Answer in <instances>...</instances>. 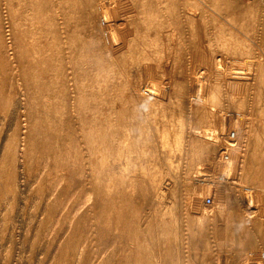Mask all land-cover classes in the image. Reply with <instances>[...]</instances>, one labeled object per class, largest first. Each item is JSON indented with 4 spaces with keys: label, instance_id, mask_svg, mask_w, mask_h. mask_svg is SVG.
Listing matches in <instances>:
<instances>
[{
    "label": "bare ground",
    "instance_id": "6f19581e",
    "mask_svg": "<svg viewBox=\"0 0 264 264\" xmlns=\"http://www.w3.org/2000/svg\"><path fill=\"white\" fill-rule=\"evenodd\" d=\"M117 1L7 0L5 11L0 8L8 16V29L2 32L0 23V63L9 67L16 93L19 79L27 92L15 128L5 131L7 117L0 122V215L5 224L0 234H7L22 186L34 177L42 211L28 249L32 253L44 246L39 264L46 263L50 249L48 264H216L215 251L223 249L224 264H264V219L246 213L245 201V191H264V58L256 55L257 50L264 53V1L130 0L132 10L124 14L117 13ZM215 13L228 15L234 24L217 25ZM231 40L240 48L232 54H253L249 73H232L227 81L231 71L227 76L224 66L215 73L210 67L201 73L204 81L196 80L189 71L191 54L205 45L213 52L216 47L227 51ZM147 66L156 69V78L170 79L168 99L160 97L154 76L155 83L146 82L154 70L145 74ZM218 95L221 102L213 105ZM3 100V108L8 107ZM237 108L246 115L238 139L235 131L224 135L218 123ZM224 139L230 140L219 149ZM224 148L240 152L235 176L200 177L214 186L223 184L222 204L207 208L191 172L200 161L216 172ZM165 150L181 155L180 177H173L178 185L169 201L168 181L156 177L169 174L174 165ZM221 159L230 162L226 151ZM120 160L122 168L116 171L113 162ZM185 221L192 225L190 235L183 233ZM29 232H24L27 238ZM215 238L224 239L218 251ZM11 246L6 264L12 260Z\"/></svg>",
    "mask_w": 264,
    "mask_h": 264
},
{
    "label": "rangeland",
    "instance_id": "374dc122",
    "mask_svg": "<svg viewBox=\"0 0 264 264\" xmlns=\"http://www.w3.org/2000/svg\"><path fill=\"white\" fill-rule=\"evenodd\" d=\"M6 1L7 0H0V8H3V9H1V11L2 10H4V8H5V6L7 5L6 4ZM121 1V2H120ZM126 1V2H125ZM240 1H242V0H240ZM254 1H258V0H243V2H245V3H249V2H254ZM262 1H264V0H262ZM122 2H125V3H123L124 5H122L121 3ZM119 3V4H118ZM126 4V5H125ZM117 5H119L118 7H119V10H118V12L117 13H123L124 14V12H127V11H130V10H132V4H131V2H130V0H118L117 1ZM127 7V8H126ZM131 8V9H130ZM130 9V10H129ZM18 10H19V12L18 13H22V14H19L18 15V13H17V15L18 16H20L21 17V19L23 18V16H24V7H22L21 9L20 8H18ZM0 11V14H1V16H0V23H2V29H1V31L3 32V30L4 29H8V16H7V13L5 12H1ZM5 11V10H4ZM109 12V11H108ZM110 14V12L108 13V15ZM218 14H220V13H218ZM218 15L215 13L214 14V17H216V21L215 22H217V25L218 24H220V21H223V23H225L226 25H229V22L230 23H232V24H234V22L230 19L229 20V17H227V19H226V16H228V15H226V14H224V13H221V16L219 15L218 17H217ZM109 17V16H108ZM220 17V18H219ZM222 17V18H221ZM17 23L19 22V17L17 18ZM218 20V21H217ZM21 22L20 23H18V24H21V25H19V26H21V27H23L24 25H22V24H25V22L24 21H22V20H20ZM228 21V22H227ZM4 22H6V23H4ZM222 22H221V24H223ZM216 24V23H215ZM224 25V24H223ZM21 27H20V29H21ZM238 32V31H237ZM8 33H9V31H8ZM218 33V32H217ZM239 33V36H242V34H241V32H238ZM6 34H7V32H6ZM244 39H246V41H247V38H245L244 36H242ZM254 39V38H253ZM227 41H229V40H227ZM249 42H250V40H248ZM231 42V43H230ZM229 42V44H227L228 46L229 45H231V47L233 48V49H229V48H231L230 46L229 47H227L228 48V50L227 51H229L228 53H227V51H223V50H221L219 47H216L215 49H214V52H213V48L211 49L212 50V55H210V52L209 51H211V50H209L210 48H208V47H206V45L204 46L205 48H200V49H203V51L202 50H200V51H198V52H200V53H195V54H198V55H196L195 56V54H191L192 55V60L190 61V63L192 64L191 66L193 67H191L190 66V70L189 71H192L191 73H193V76L195 77L196 76V80L198 79V80H200V81H204L205 79H203L202 77H203V75H201V73H205L204 71H206L205 69H210V71L212 70V68H213V72L215 73V71L218 69V68H222V71H224V69H227V70H225V72L224 73H226L227 74V76H228V72H230L231 71V74L227 77V79L229 78V77H232V73H237V75L238 76H240V75H242L243 77H244V75H246V73L245 72H247V74L249 73V65H248V61L251 59L250 57H252V53H250L249 55H248V53H242V55H238V54H232V51H238V50H240V48L238 49L237 48V46L238 45H233L232 43H233V41L231 40ZM250 43H252V42H250ZM233 45V46H232ZM234 46H236V47H234ZM262 50L261 51H264V44H262ZM208 48V49H207ZM254 48V47H253ZM206 49V50H205ZM258 49V48H257ZM209 50V51H208ZM219 50H221V52H219ZM231 50V51H230ZM207 51H208V53H207ZM217 51V52H216ZM203 52H205V55L203 54ZM225 52H226V55H225ZM215 53H217L216 55H215ZM218 53L220 54V55H218ZM223 53V54H222ZM263 53V52H262ZM259 50H257V52H256V55L257 56H262V58H264V53H263V55H260V54H262ZM201 54V55H200ZM207 54V55H206ZM229 54V55H228ZM199 55L201 56V57H199ZM255 55V56H256ZM205 56V57H204ZM214 56H216V59H214ZM246 56V57H245ZM250 56V57H249ZM196 57V58H195ZM199 59H198V58ZM218 57V58H217ZM225 57V58H224ZM244 57V58H243ZM194 58H195V61H193L194 60ZM210 58H212V60L210 59ZM221 58H223L222 60H221ZM239 58V59H238ZM202 61H201V60ZM241 59V60H240ZM197 60V61H196ZM205 60V61H204ZM211 60V61H210ZM216 60V62H217V60H218V62L216 63V62H214ZM244 60V61H243ZM252 60V59H251ZM200 61H201V63H200ZM207 61V62H206ZM193 62L195 63V62H199L198 64L200 65H198V64H196L195 63V65L193 64ZM212 62H214V64L216 63V64H220V66L218 67V66H216V64H215V66H216V69H215V66H213L214 64H211ZM240 62V63H239ZM205 63L207 64V65H205ZM210 63V64H209ZM222 64V65H221ZM246 64V65H245ZM196 65H198L199 66V71H198V68L195 70V66ZM211 65V66H210ZM149 66H153V65H149ZM198 66H196V67H198ZM206 68H205V67ZM222 66V67H221ZM225 68H224V67ZM248 66V67H247ZM210 67H212V68H210ZM247 67V68H246ZM203 68V69H202ZM224 68V69H223ZM148 69V66L146 67V68H144V72H145V74H149V72L148 71H146ZM154 68L152 67V68H150V70L149 71H151V70H153ZM191 69H193V70H195V71H193V70H191ZM243 71H242V70ZM247 69V70H246ZM156 69H154L153 71H155ZM158 70V69H157ZM207 70V71H208ZM235 70V71H234ZM236 70H241V72H239V71H236ZM246 70V71H245ZM153 71H151V79H149V75L147 76L146 75V82H148L149 80H151L153 83H155V82H157L156 84H158V85H161V89L159 88V91L161 90V93L163 92L164 93V95H163V93L161 94L160 93V97L161 98H165V100H166V98L168 99V93L167 92H169V88H170V79L169 78H167V77H165V78H163L162 80L160 79V78H156L155 77V73H156V71L153 73ZM210 71H208L207 72V74H209V72ZM195 72H199V73H196V75H195ZM243 72V73H242ZM210 73H212V72H210ZM197 74H198V78H197ZM200 74V75H199ZM244 74V75H243ZM153 76H154V81H153ZM241 76V77H242ZM148 78V79H147ZM202 78V79H201ZM158 79H160V81L158 80ZM166 79V80H165ZM167 79H169V80H167ZM230 79H228L227 81H229ZM22 82H24L22 79H19V89L17 90V93H16V86H15V84H14V78L12 77V75L10 74V71H9V67L5 64V62H2V63H0V90H2L1 92H0V96H1V98L2 97H4L7 101L5 102V99L3 100L6 104H8V107H6V106H4L5 108H3V102H2V100H1V102H0V104L2 103V107L0 108V110L1 111H3L4 110V112H3V114H2V112L0 113V122L3 120V118H5V117H7V119L9 120H7V124H6V126H5V131H7V132H9V130H12L13 129V126H14V128H15V126L17 125L16 123H17V115L19 116V114H18V110L19 111H22V112H24L25 111V109H24V100L22 99L23 98V96H24V93H25V95H27V92H24V91H26V90H24L25 88H23V87H25V85H23V83ZM199 83V82H198ZM169 84V85H168ZM163 85V86H162ZM167 85V86H166ZM141 86H144V83H142V85ZM195 86V85H194ZM21 87V88H20ZM160 87V86H159ZM195 88V87H194ZM162 89H163V91H162ZM205 89V88H204ZM4 90V91H3ZM203 90V89H202ZM204 91V90H203ZM16 93V94H15ZM15 94V95H14ZM165 94H166V96H165ZM13 95V96H12ZM15 97V99H13V100H11V98L12 97ZM222 96L221 95H218V96H216L215 98H213V102H212V104L214 103V104H219L220 102H221V98ZM21 99V100H20ZM216 99V100H215ZM9 101H10V103H11V105H10V103H9ZM22 102V103H21ZM213 104V105H214ZM217 104V105H218ZM216 105V106H217ZM219 108V107H218ZM21 109V110H20ZM237 109H240V110H237ZM235 111L234 110H232L233 112H228V113H226V112H224V111H221V113L223 112V113H226V116L223 118V121L221 120H218V123H220L221 125H222V127H223V129H225V130H223L222 129V131H224L223 132V134L225 135V134H228V131H235V138H239L240 136H241V134H242V129H243V126H244V117L246 116V115H244V110H241V108H237ZM6 110V111H5ZM230 110V111H231ZM7 112V113H6ZM235 112V113H234ZM238 112V113H237ZM6 113V114H5ZM3 116V117H2ZM13 116V117H12ZM243 118V119H242ZM21 119H23L22 117H21ZM152 119V118H151ZM219 119V118H218ZM222 119V118H221ZM225 119V120H224ZM152 121V120H151ZM154 124V122L152 121L151 122V127L154 129L155 128V124ZM16 124V125H15ZM241 128V129H240ZM239 129V130H238ZM224 138H226V136H224ZM234 138V139H235ZM226 140H227V142H228V140H230V139H224V141L222 140V141H220V143L221 142H223V144H221V145H219V149L220 148H222V147H224L225 145L227 146V143H226ZM225 142V143H224ZM225 146V147H226ZM225 149V148H224ZM172 151V152H171ZM174 151V152H173ZM224 151H226L227 153H228V155H229V157H230V162L227 164L226 163V160L227 159H221L222 158V152H224ZM221 152V151H220ZM219 155V159L218 160H221V161H219L220 163H219V165H220V167L218 168V170H216V172H212L213 171V169L211 168V169H209L208 168V170H207V168L206 167H203V165L200 163V162H196V164H195V166L193 167V169H195V170H193L194 172H191V173H193L192 175L194 176V178H193V182H192V184L194 185V187H198L201 191H202V193H201V198H200V203H201V205H203V206H205V207H207V208H209V207H212V206H214L215 205V203L216 204H222L221 202H222V200H223V196H221L222 195V190L221 189H223L222 187H221V185H223L222 183L221 184H219L220 186L218 187V186H214L215 184H213L210 180H209V182L208 181H205V180H202L201 178H202V176L205 174V173H207V176L208 177H211V175L213 176L214 174H216V175H214L213 177H219V176H222L223 178H224V180H227V179H229V180H231L232 178H233V176H235V172H236V170H234V169H236V166H235V164H236V162L239 160V157H240V152H238V150H234V151H231L230 149L227 151L226 149L225 150H223ZM180 152H178V151H176V150H165V152H164V156L165 157H170L171 158V161L174 163V165L173 164H171V165H173V166H171L172 168L170 169V171H169V174L168 173H159V175L158 174H156L157 176V179L158 178H162L161 180H162V182H165V181H168V183L167 182H165L164 184H168V186H170V190L167 192V200L169 201L173 196H172V193H173V191L174 190H176V188H177V185L178 184H175V181L173 180V177L175 176V177H177V178H179L180 177V175L178 176V174H180V170H179V167H178V165H179V163H181L180 162V157H181V155L179 154ZM236 153V154H235ZM175 154V155H174ZM170 155V156H169ZM173 155V156H172ZM173 159H175V160H173ZM196 161H198V160H196ZM236 161V162H235ZM123 162H124V160H120V162L118 161H116V163H114L113 162V169H115L116 171L117 170H120L122 167H121V165L123 164ZM177 162V163H176ZM235 163V164H234ZM238 163V162H237ZM178 164V165H177ZM198 164V165H197ZM200 164V165H199ZM230 164V165H229ZM197 165V166H196ZM228 165H229V167H228ZM238 165V164H237ZM177 166V167H176ZM119 167H120V169H119ZM201 167H203V168H201ZM177 168V169H176ZM201 168V169H200ZM205 168V169H204ZM234 168V169H233ZM205 170V171H203L202 172V170ZM176 172H175V171ZM179 170V171H178ZM211 171V173H209L210 171ZM233 170H234V172H233ZM175 172V173H174ZM200 172V173H199ZM228 172V173H227ZM161 174V175H160ZM197 174H199V175H197ZM234 174V175H233ZM167 175V176H166ZM229 175V176H228ZM198 176V177H197ZM206 176V177H207ZM104 177H105V175H104ZM166 177V178H165ZM201 177V178H200ZM203 177H205V176H203ZM34 177H32L31 179H30V181L29 182H27V183H25V184H23V186H22V197L20 196V198H19V201H18V203H17V206L15 207V209L17 210H13L12 212H14V214L12 213H10V216H11V218H10V221H9V224L7 225V226H9V227H7L6 229H5V231H7L8 229V231L6 232L7 234H4V235H6V237H4V235L2 236V234H0V236H2V239L0 238V246H1V250H0V264H4L5 263V257H6V255L8 254V251H9V249H10V245H12L11 246V249L12 248H14V249H12L13 251L11 252V254H13V256L12 257H10L12 260H10L9 262H10V264H39L40 263V258H41V256L43 255H41V253L43 252V249H45L44 248V246L43 247H41V246H37V247H35V251H33L32 253H31V247L33 246L32 245V240H33V234H34V232L33 231H35L34 229L36 228V224H37V216H39L40 215V213H41V211H42V204L40 203L39 204V207H37V204L36 203H38V200L37 199H39V195H38V192L36 191H34L33 190V184H34V182H35V179H33ZM33 179V180H32ZM33 181V183H31ZM172 181V182H171ZM171 182V183H170ZM177 183V182H176ZM174 184V185H173ZM217 185H218V183H217ZM32 186V187H31ZM201 186V187H200ZM221 187V188H220ZM218 188V189H217ZM220 188V189H219ZM30 189H32V190H30ZM218 191H220V192H218ZM256 191V192H255ZM25 192V194H23ZM27 192H28V195H27ZM34 193L33 194V196H32V193ZM246 192V194H245V198H247V199H245V201H246V203H248V205H247V208H248V210L246 211V213H250V215H251V213L252 214H257L256 216H258L259 218L257 219V221H263V219H264V197L262 196V194L264 195V191H261V190H250V191H245ZM252 192V193H251ZM221 193V194H220ZM36 194H37V196H38V198H37V196H36ZM214 194V195H213ZM250 195L251 196V198H250V196H248V195ZM25 195V196H24ZM30 195V196H29ZM217 195V196H216ZM247 195V196H246ZM254 195V196H253ZM23 196H24V198H23ZM29 196V197H28ZM32 196V197H31ZM171 196V197H170ZM207 196H210V198H211V202L210 203H206L205 202V199H206V197ZM263 197V198H262ZM170 198V199H169ZM220 201H219V200ZM23 200V201H22ZM28 200V201H27ZM30 200V201H29ZM216 200V201H215ZM26 201V202H25ZM256 203H255V202ZM20 202V203H19ZM22 202V203H21ZM35 204H34V203ZM204 202V203H203ZM217 202H219V203H217ZM24 203H25V205H26V203H27V205L25 206L24 205ZM28 203H29V205H28ZM31 203V204H30ZM19 204V205H18ZM213 204V205H212ZM34 205H36L35 207H34ZM41 205V206H40ZM207 205V206H206ZM254 205V206H253ZM255 205H256V207H255ZM21 206V207H20ZM33 206V207H32ZM259 206V207H258ZM18 207H19V209H18ZM26 207V208H25ZM37 207V209H35ZM23 210H22V209ZM30 208V209H29ZM246 208V209H247ZM257 208V209H256ZM26 209V211H24ZM29 209V210H28ZM33 209H34V211H33ZM40 211H39V210ZM6 209H4L3 207L1 208V213H3L4 211H5ZM32 210V211H31ZM194 209H191L190 210V212H192ZM19 211V213H17ZM20 211H21V213H20ZM27 211H28V213H27ZM29 211H31V212H29ZM252 211V212H251ZM22 212H24V213H22ZM35 212V213H34ZM30 213V214H29ZM38 213V215H36ZM26 214V215H25ZM34 214V215H33ZM13 215H15V216H13ZM22 215H24V216H22ZM19 216V217H18ZM27 216V217H26ZM34 216H35V219H34ZM24 217V218H23ZM13 218V219H12ZM17 218V219H16ZM23 219H24V221H23ZM261 219V220H260ZM4 218H3V216H2V218H1V215H0V228L2 229L3 227V225H5L4 224ZM178 221H177V225H179L178 224V222H180L179 221V219H177ZM19 221V222H18ZM10 222H12V223H10ZM16 222V223H15ZM264 222V221H263ZM2 223V224H1ZM15 223V224H14ZM32 223H34V224H32ZM18 224V225H17ZM32 224V225H31ZM258 224L259 223H255V224H253V226L254 227H256V225L258 226ZM26 225H28V226H26ZM31 225V226H30ZM184 230H183V233H185L186 235L187 234H189L190 235V231H191V228L190 227H192V225H190V223H189V221H185L184 222ZM190 226V227H189ZM13 227H16L14 230H13ZM262 227H264V225H262ZM1 229H0V233H1ZM190 229V230H189ZM27 230H29L30 232H29V235H28V238H30V240H28V238L26 237V233H27ZM177 230H179V228H177ZM21 231V232H20ZM32 231V232H31ZM185 231V232H184ZM264 231V230H263ZM14 233V240H12L11 238H9V237H11V234L10 233ZM24 232H26V233H24ZM31 233V234H30ZM9 234V235H8ZM15 235H16V237H15ZM18 237V238H17ZM24 237H25V239H24ZM32 237V238H31ZM5 238V239H4ZM224 238V237H223ZM223 238H218V240H217V238H215L213 241L215 242H212V245H216L217 244V246L215 247V245H214V250H217L218 251V249L219 248H223L221 245H223L224 244V239ZM22 240H25V242L23 241V242H21ZM174 240H176V239H174ZM188 240H190V239H188V238H186V241H188ZM222 240H223V242H222ZM3 241V242H2ZM6 241V242H5ZM16 241V243H17V245H13V244H16V243H13V242H15ZM216 241L218 242L219 241V243L221 242V243H223V244H218V243H216ZM10 242V243H9ZM27 242V243H26ZM22 245H21V244ZM31 243V244H30ZM10 244V245H9ZM29 245V246H27V245ZM4 245H6V246H4ZM218 245H220V246H218ZM13 246H15V247H13ZM17 246V247H16ZM5 247V248H4ZM28 247H30L31 249H28ZM39 247H40V250H39ZM217 247H219V248H217ZM17 250H16V249ZM20 248V249H19ZM38 248V249H37ZM43 248V249H42ZM217 248V249H216ZM7 249V250H6ZM16 250V251H15ZM22 250V251H21ZM30 252H29V251ZM220 250V249H219ZM229 250H231V249H229ZM15 251V252H14ZM18 251V252H17ZM38 253H37V252ZM224 251V249L223 250H221V252H223ZM250 251H252V252H255V248H253V249H251ZM14 252V253H13ZM52 252H53V249L51 250L50 249V251H49V254L51 253V255H52ZM221 252L220 251H218V252H216L215 251V255H216V257L218 258H216V262L217 261H220L219 263H216V264H224L223 262H225L224 261V259L225 258H222L223 257V255H226V254H221ZM2 253V254H1ZM4 253H5V256H4ZM26 253V254H25ZM39 254V255H38ZM49 254H47V256H46V259H45V261H44V263L45 264H48V261L50 260V257H51V255H49ZM222 256H221V255ZM19 255V256H18ZM26 255V256H25ZM29 255V256H28ZM30 255H32L33 257H30ZM35 255H37V256H35ZM49 255V256H48ZM259 254L258 253H256L255 252V255H253V257L254 258H257V256H258ZM14 257V258H13ZM17 257H19V258H17ZM21 257V258H20ZM28 257V258H27ZM30 257V258H29ZM2 258V259H1ZM3 258H4V260H3ZM38 259V261H36L37 259ZM17 259L19 260V261H17ZM20 259H22V261L20 260ZM29 259H30V261H29ZM35 259V260H34ZM13 260H15V261H13ZM13 261V262H12ZM24 261V262H23ZM34 261H35V263H34ZM223 261V262H222ZM29 262V263H28ZM32 262V263H31ZM38 262V263H37ZM6 264V263H5ZM9 264V263H8Z\"/></svg>",
    "mask_w": 264,
    "mask_h": 264
},
{
    "label": "built area",
    "instance_id": "2783aa9c",
    "mask_svg": "<svg viewBox=\"0 0 264 264\" xmlns=\"http://www.w3.org/2000/svg\"><path fill=\"white\" fill-rule=\"evenodd\" d=\"M205 202H206V203H210V202H211V198H210V196H207V197H206Z\"/></svg>",
    "mask_w": 264,
    "mask_h": 264
},
{
    "label": "clouds",
    "instance_id": "9594fccd",
    "mask_svg": "<svg viewBox=\"0 0 264 264\" xmlns=\"http://www.w3.org/2000/svg\"><path fill=\"white\" fill-rule=\"evenodd\" d=\"M242 227H243V225H239V226H238V228H242Z\"/></svg>",
    "mask_w": 264,
    "mask_h": 264
}]
</instances>
